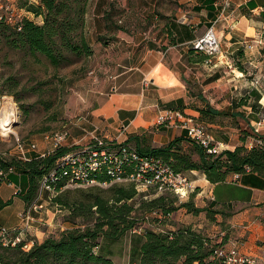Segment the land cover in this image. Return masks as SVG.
I'll return each mask as SVG.
<instances>
[{
  "label": "crops",
  "instance_id": "0c3cea01",
  "mask_svg": "<svg viewBox=\"0 0 264 264\" xmlns=\"http://www.w3.org/2000/svg\"><path fill=\"white\" fill-rule=\"evenodd\" d=\"M224 2L179 0L171 7L170 0H89L86 38L93 50L89 57L99 59V64L90 71L91 85L80 109L83 120L73 125V140L83 132L97 133L148 149L165 146L177 137L188 138V130L179 121L156 125L161 109L168 107H179L201 121L224 150H235L245 143L250 146L255 136L264 138V122L259 132L254 127L264 118V0H231L225 10ZM3 3L0 0V11ZM120 17L126 18V26L117 24ZM212 25L222 39V52L210 61H200L190 53L191 44ZM253 89L261 94L260 100L251 96ZM182 144L184 148L190 145L186 140ZM42 152L39 148L27 156ZM20 173H10L11 181L0 184L1 196L13 201L0 212V224L8 228L20 224L18 215L29 206L19 193L28 187ZM183 174L196 186L192 198L199 199L197 206L206 209L202 212L227 208L233 213L232 222L241 227L243 238L225 239V247L260 257L264 175L248 171L231 174L223 182H211L198 170ZM10 208L14 209L6 212ZM44 212L34 213L36 234H44L40 224L51 225ZM190 224L187 218L180 219L172 222L169 230ZM195 227L200 231L203 224L194 223L192 229ZM177 264L188 263L181 258Z\"/></svg>",
  "mask_w": 264,
  "mask_h": 264
},
{
  "label": "trees",
  "instance_id": "16d2710c",
  "mask_svg": "<svg viewBox=\"0 0 264 264\" xmlns=\"http://www.w3.org/2000/svg\"><path fill=\"white\" fill-rule=\"evenodd\" d=\"M88 4L89 0H40L39 3L20 0L19 7L36 19L40 17L42 24L30 16H26L19 25L9 24L4 18H0V37L11 47L26 50L34 58H38V55L44 56L54 66L60 65L66 59L65 52L76 56H89L93 50L87 41L84 27ZM190 53L196 54L200 61L209 59L207 54L196 52L192 46ZM2 91L0 88V94ZM250 94L257 100L262 98L256 89L251 90ZM168 108L181 110L179 107ZM256 138L261 139L263 143L254 141L251 148L245 143L237 146L235 150L225 149L220 154L209 153L200 143L189 137H177L165 146L148 149L132 146L125 141L124 144L134 148L143 157L153 156L161 159L176 173L194 169L205 173L211 182H223L231 174L248 171L264 175V138L255 136ZM184 140L191 145L188 152L182 144ZM73 148L62 146L54 154L43 157L34 155L28 160H22L16 155L9 157L0 151V171L6 173L0 177V184L11 180L8 178L10 173L21 172L24 183L28 182V187L25 192L23 189L19 193L30 205L39 195L44 176L52 170H57L58 158ZM192 149L198 159L192 158ZM10 168L14 170L9 172ZM99 179L110 181L112 178L99 175ZM53 185L57 195L50 199L58 206L69 209L67 221L73 222L75 218H81L84 222L73 229L62 231L59 236H48L42 242L35 240L30 243L23 240L16 245H7L0 239V264H115L112 258L101 253V242L105 237L120 239L123 234L138 227L139 222L131 215L135 205L128 203L129 200L133 202L139 192L135 184L132 183L131 187L112 184L107 189L97 185L79 187L70 198L66 196L67 192L70 193L69 190L60 194L66 188V179H61ZM166 199V195L151 199L149 204L153 207L150 210L172 214L177 208L168 206ZM12 202V199L5 200L0 194V212ZM181 204V207H186L191 213L197 214L206 210L192 200ZM212 212L216 214L221 211ZM90 220L94 221V224H90ZM132 234H136L135 246L131 247L132 258L135 250L139 253L138 260H132V264H177L181 258L188 264H194L195 261L200 264H225L215 255L217 248H224V241L214 244L190 226H181L174 231L142 228L138 233Z\"/></svg>",
  "mask_w": 264,
  "mask_h": 264
},
{
  "label": "rangeland",
  "instance_id": "374dc122",
  "mask_svg": "<svg viewBox=\"0 0 264 264\" xmlns=\"http://www.w3.org/2000/svg\"><path fill=\"white\" fill-rule=\"evenodd\" d=\"M36 1L39 3L40 0ZM174 2L179 3V0H170L171 4L169 6L173 7ZM28 15L33 17L31 14ZM33 19L37 23L41 22L42 24L40 17L39 19L33 17ZM125 19L124 17L117 18V24L126 26ZM129 27L127 28L129 29ZM130 29L132 31V28ZM220 40L222 45V39L220 38ZM64 55L66 59L60 65L54 66L44 56L38 55V58H34L26 50L11 47L4 38L0 37V88L3 90L0 99V114L6 113L10 106H13L14 110H16V116L11 122L14 123L13 125L11 124V131L8 132V135L2 134L8 139H4L0 134V151H3L7 156L13 157L17 153L14 133L18 134L27 143H37L41 151L49 148L46 147L49 144V139L58 133L67 134L66 139L63 141L65 146L75 143L74 147L84 148L93 141L94 136H104L97 133L83 132L80 138L73 140L75 132L72 131L73 125L83 120V113L80 109L86 102L82 98H85L84 93L91 85L89 77L92 75L90 71L99 64V59L87 55L76 56L71 52H65ZM47 136H50L49 139ZM246 137V133H244L242 138L246 140ZM190 146L187 147V152L191 149ZM193 150H191L192 158L198 159L197 154ZM113 184L131 187L132 181L123 180ZM79 187L82 186L70 184L60 194H64L69 190L70 193L67 192L66 196L70 198L74 196V190ZM110 187V185L102 186V189ZM149 190V192H138L133 202L128 201V203L135 205L134 212L131 215L139 222L138 226L143 229L169 230L172 222L178 223L180 219L187 218L191 223V228H193L194 223L203 224V229H200V232L209 240H212L214 244L217 240H220V242L225 241V239L226 241H229V239L239 241L243 238L241 227L233 224V213L229 209H213L221 211L216 214L212 212L213 210L197 214L191 213L186 207H181V203L192 200L197 205V203L201 204L199 199H193L192 196L181 199L172 191H165L164 195L167 196L166 202L168 206L177 208L173 211L175 213L174 219L171 218L172 214L170 217H157L151 213L150 209L153 206L149 203L151 199L159 197L161 194H156L157 192L153 188ZM41 193L43 194L40 195L39 190V195L34 201L38 205H43L42 211L45 210L43 217L44 219L51 218V225L46 222L43 225L40 224V229L44 231V234H36L34 230L36 223L34 222L32 224L34 227L31 226L29 229L24 230L25 233L22 238L30 241V243L35 240L44 241L48 236H59L62 231L73 229L84 222L81 218H75L73 222L67 221L69 209L58 206L57 203L51 200L50 198L53 197L52 193L45 190ZM13 209L10 208L6 212L10 213ZM47 209H50V211L47 212ZM57 209L61 210L58 212ZM55 212L56 214L54 215L53 213ZM12 217L15 219L16 214L14 213ZM90 224H94V221L90 220ZM193 230L199 231L197 227ZM131 232H126L120 239L105 237L101 242V253L112 258L115 264H132V260L136 262L139 253L134 249L133 258L131 256V247L132 245L135 246L136 234L133 235V232ZM222 232L225 234H221ZM13 236L10 235L8 238ZM1 252L2 250H0Z\"/></svg>",
  "mask_w": 264,
  "mask_h": 264
},
{
  "label": "built area",
  "instance_id": "2783aa9c",
  "mask_svg": "<svg viewBox=\"0 0 264 264\" xmlns=\"http://www.w3.org/2000/svg\"><path fill=\"white\" fill-rule=\"evenodd\" d=\"M1 6L0 18H4L7 23L19 25L28 14L26 10L19 7L20 0H3ZM231 0H225L224 10L229 6ZM196 52L207 54L208 61L213 57H218L221 52V40L218 37L215 25L210 26L204 35L194 40L191 44ZM156 120L157 126L176 124L188 130V137L200 143L209 153L220 154L224 149L220 143H217L214 134L201 121L194 116L185 114L180 109H161ZM264 122V118L254 125L256 132H259L260 125ZM12 125L14 123H11ZM10 124V131L11 125ZM7 130L0 128V134H7ZM2 137L8 139L6 136ZM16 156L22 160H28L29 151H37L38 145L35 142H26L18 134L14 133ZM50 136H47L49 139ZM66 133H58L49 139V148L43 150L39 156H47L54 154L58 148L65 146L63 141L66 139ZM262 144V140L256 138L254 140ZM254 143V142H253ZM252 143V145H253ZM116 145V146H114ZM252 145L248 146L249 148ZM74 147V146H73ZM57 170H52L46 176L41 185V190H48L57 195L53 184L59 183L61 179L67 180V185H78L89 187L93 185L108 186L115 182L130 180L135 184L139 192H149L150 188L155 189L156 194L164 195L165 191L175 192L179 198H189L196 186L188 179V177L178 172L176 173L169 164L164 163L161 159L153 156L143 157L134 148L124 144V141H116L107 137L94 136L86 148L74 147L71 151L66 152L58 158ZM14 169L10 168L9 172ZM6 173L0 171V177ZM99 175L111 176V180H100ZM43 205L37 202H31L25 210L19 213V225L15 228H8L0 224V239L4 244L16 245L17 242L26 240L22 238L25 229H29L33 222L37 220L34 213L42 211ZM152 214L159 218L170 217L171 213L163 214L159 210L151 211ZM141 226L135 227L133 232H139ZM28 231V230H27ZM14 235L13 237H9ZM34 242V241H33ZM31 242V243H33ZM28 246V245H26ZM261 256L247 255L239 253L236 248L228 249L217 248L215 255L221 258L225 264H262L264 263V242L261 244Z\"/></svg>",
  "mask_w": 264,
  "mask_h": 264
},
{
  "label": "bare ground",
  "instance_id": "6f19581e",
  "mask_svg": "<svg viewBox=\"0 0 264 264\" xmlns=\"http://www.w3.org/2000/svg\"><path fill=\"white\" fill-rule=\"evenodd\" d=\"M14 116H16V110L13 106L9 107L8 111L0 114V128L10 131V124L13 121Z\"/></svg>",
  "mask_w": 264,
  "mask_h": 264
}]
</instances>
